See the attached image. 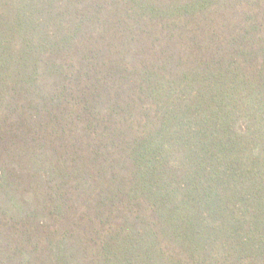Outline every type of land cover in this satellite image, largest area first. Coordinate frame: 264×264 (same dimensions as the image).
I'll use <instances>...</instances> for the list:
<instances>
[{
  "label": "trees",
  "instance_id": "trees-1",
  "mask_svg": "<svg viewBox=\"0 0 264 264\" xmlns=\"http://www.w3.org/2000/svg\"><path fill=\"white\" fill-rule=\"evenodd\" d=\"M0 264H264V0H0Z\"/></svg>",
  "mask_w": 264,
  "mask_h": 264
}]
</instances>
